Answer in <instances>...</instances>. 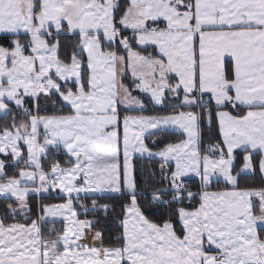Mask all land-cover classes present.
I'll return each mask as SVG.
<instances>
[{"label":"snow or ice","instance_id":"obj_1","mask_svg":"<svg viewBox=\"0 0 264 264\" xmlns=\"http://www.w3.org/2000/svg\"><path fill=\"white\" fill-rule=\"evenodd\" d=\"M0 199V264H264V0H0Z\"/></svg>","mask_w":264,"mask_h":264},{"label":"trees","instance_id":"obj_2","mask_svg":"<svg viewBox=\"0 0 264 264\" xmlns=\"http://www.w3.org/2000/svg\"><path fill=\"white\" fill-rule=\"evenodd\" d=\"M49 109L51 110V106H49ZM150 112L152 111H159V109H152L150 107L149 109ZM210 132L209 129L205 128L204 129V136H205V144L211 142L210 140H208L207 138L209 137ZM211 135H215V129H213L211 131ZM193 183H195V180L192 181ZM247 182L250 184H255V185H259L261 182V177L260 174L257 172L254 176H249L247 179ZM58 191L56 193H53L50 197H44V198H38L35 195L32 196V203L34 206V209L38 207V204L40 202L43 203H60L63 202V200L60 198V195H58ZM82 197H84V195H81ZM107 198H99L96 197L98 199V203L103 204V203H109V204H113L116 206V212H109L107 214V216L105 217V214L103 211H97L95 213L93 212H89L88 217L89 219H98L99 220V224L97 225V230H101L104 232V236H105V240L106 242L110 241L113 239V237L121 230L119 228L118 222L115 219V217H117L120 213V199L116 196V194H106ZM94 197H92L91 195H88L87 197H84L83 202L86 204H91V200ZM10 202V201H9ZM126 202V201H125ZM4 201L3 199H0V214H2L3 208H4ZM77 211L80 212L81 209L77 206ZM146 211H148L146 209ZM32 218H35V215H32ZM85 218L83 215H81V219ZM15 220H23L25 221L24 217L20 214L19 216L15 217ZM13 219L10 217L8 222H12ZM47 227H55L57 229H60L63 227V222L62 220H57L55 221L54 224H49L45 226Z\"/></svg>","mask_w":264,"mask_h":264},{"label":"crops","instance_id":"obj_3","mask_svg":"<svg viewBox=\"0 0 264 264\" xmlns=\"http://www.w3.org/2000/svg\"><path fill=\"white\" fill-rule=\"evenodd\" d=\"M81 195H84V194H81ZM21 215L24 217L23 213H21ZM25 219V218H24ZM57 221V220H56ZM12 222H20V223H24L26 221H23V220H15V221H12ZM11 223V222H9Z\"/></svg>","mask_w":264,"mask_h":264},{"label":"rangeland","instance_id":"obj_4","mask_svg":"<svg viewBox=\"0 0 264 264\" xmlns=\"http://www.w3.org/2000/svg\"><path fill=\"white\" fill-rule=\"evenodd\" d=\"M59 192V190H57ZM64 202V201H63ZM61 203V202H60ZM57 220H61L60 218H57Z\"/></svg>","mask_w":264,"mask_h":264}]
</instances>
